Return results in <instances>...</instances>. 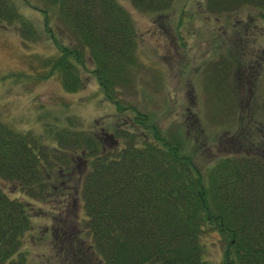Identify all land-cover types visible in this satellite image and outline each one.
<instances>
[{
	"label": "trees",
	"instance_id": "16d2710c",
	"mask_svg": "<svg viewBox=\"0 0 264 264\" xmlns=\"http://www.w3.org/2000/svg\"><path fill=\"white\" fill-rule=\"evenodd\" d=\"M25 1L41 11L58 49L53 64L63 86L77 89L85 82L78 68L91 70L116 110L132 115H118L109 132L47 128L57 145L50 151L33 133L0 120V264H12L34 211L42 208L31 199L60 211L75 194L86 238L76 239L69 222L58 220L63 264H264V124L222 136V153L197 166L178 129L163 130L150 113L120 98V87L136 76L138 59L137 31L119 0ZM171 1L131 0L147 11L166 10ZM203 2L213 14L252 6L264 20V0ZM0 25L13 26L25 41L36 37L33 21L15 0H0ZM223 59H212L206 71L214 90L224 81ZM77 149L86 162L79 175ZM62 173L69 183L54 188ZM4 183L30 199L10 194ZM208 232L222 246L216 263L206 253ZM18 257L22 261L24 254Z\"/></svg>",
	"mask_w": 264,
	"mask_h": 264
},
{
	"label": "rangeland",
	"instance_id": "374dc122",
	"mask_svg": "<svg viewBox=\"0 0 264 264\" xmlns=\"http://www.w3.org/2000/svg\"><path fill=\"white\" fill-rule=\"evenodd\" d=\"M119 2L137 31L138 59L136 76L130 86L120 87L124 92L120 98L150 113L163 130L178 129L197 166L203 168L222 153V136L239 126L264 124V64L260 67L255 61L257 54L264 62V20L256 16L257 9L243 6L213 14L205 9L203 0H172L166 10L147 11L131 0ZM15 3L37 31L36 37L25 41L13 26L0 25V120L15 130L33 133L51 146L50 151L57 145L47 128L64 125L109 132L118 115L121 119L132 115L126 113L129 110H116L91 70L79 67L85 82L74 90L65 88L60 70L53 64L58 49L43 28L41 11L25 0ZM219 56L227 65L222 70L224 81L214 90L206 71ZM239 79L244 83L238 85ZM223 102L229 106L225 108ZM76 151L75 172L79 175L86 162L80 150ZM63 176L52 181L54 188L69 183ZM4 187L10 194L30 199L20 188L8 183ZM75 195L60 211H52L49 202L31 199L42 208L34 211L32 226L23 234L12 264H63L61 233L54 229L58 220L69 222L68 230L76 239L86 238L84 212ZM205 238L207 256L216 263L222 257V246L214 242V233H206Z\"/></svg>",
	"mask_w": 264,
	"mask_h": 264
},
{
	"label": "flooded vegetation",
	"instance_id": "af4514ba",
	"mask_svg": "<svg viewBox=\"0 0 264 264\" xmlns=\"http://www.w3.org/2000/svg\"><path fill=\"white\" fill-rule=\"evenodd\" d=\"M66 219H68V218H66Z\"/></svg>",
	"mask_w": 264,
	"mask_h": 264
}]
</instances>
